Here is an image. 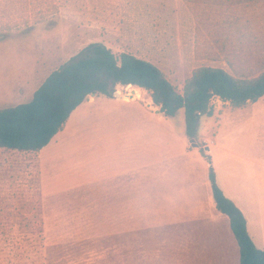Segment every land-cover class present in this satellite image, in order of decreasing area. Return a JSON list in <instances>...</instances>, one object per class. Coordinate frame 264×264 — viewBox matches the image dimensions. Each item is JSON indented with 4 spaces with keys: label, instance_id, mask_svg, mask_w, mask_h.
<instances>
[{
    "label": "rangeland",
    "instance_id": "1",
    "mask_svg": "<svg viewBox=\"0 0 264 264\" xmlns=\"http://www.w3.org/2000/svg\"><path fill=\"white\" fill-rule=\"evenodd\" d=\"M2 9L11 13L3 23L12 29L0 25V109L29 103L35 90L21 93L16 85L34 72L42 84L94 43L154 63L179 91L197 67L230 71L224 61L196 57V24L182 0H0ZM140 90L143 98L128 104L119 95H98L38 152L0 149V264H239L229 220L212 197L210 165L225 195L245 209L254 244L264 250V154L251 152L264 144V97L240 110L213 98L212 116L200 118L191 138L184 109L157 114ZM117 111L137 119L120 117L118 127ZM249 174L258 188L245 186ZM196 183L209 199L199 214L206 231L186 226L187 239L174 211L183 210L184 193L191 195ZM129 191L136 200L121 213L116 194ZM216 217L218 224L210 223Z\"/></svg>",
    "mask_w": 264,
    "mask_h": 264
},
{
    "label": "trees",
    "instance_id": "2",
    "mask_svg": "<svg viewBox=\"0 0 264 264\" xmlns=\"http://www.w3.org/2000/svg\"><path fill=\"white\" fill-rule=\"evenodd\" d=\"M195 20V55L224 61L230 71L200 66L179 91L154 63L131 53L116 55L102 44H91L86 54L71 58L54 70L34 92L33 99L0 109V149L38 152L63 128L72 112L90 95L114 97L118 84L150 94L165 116L185 110L186 133L194 138L200 118L212 116L213 98L240 110L264 96V0H182ZM7 6V4H3ZM5 30L12 27L3 23ZM14 19V18H13ZM32 26L33 21L22 20ZM17 20L15 27L20 28ZM4 30V31H5ZM207 160L211 163V158ZM208 177L218 211L226 215L239 247V264H264V250L255 246L242 211L219 187L214 168Z\"/></svg>",
    "mask_w": 264,
    "mask_h": 264
},
{
    "label": "crops",
    "instance_id": "3",
    "mask_svg": "<svg viewBox=\"0 0 264 264\" xmlns=\"http://www.w3.org/2000/svg\"><path fill=\"white\" fill-rule=\"evenodd\" d=\"M39 75H38V72H34L33 73V76L31 77V78H29L28 80H26V81H24L23 83H21V84H18V85H16V87L14 88V91H18V92H21V93H27L29 90H37L40 86H41V84H40V82H38L37 80H39ZM44 82V81H43ZM36 88V89H35ZM138 89H140V88H138ZM34 91V92H35ZM98 95H95V94H93V95H90L80 106H78L77 107V109L78 108H82V107H84V108H87V106H86V104H88V105H92V104H94L96 101H97V97ZM264 97V96H263ZM117 98V97H116ZM124 103H126V104H128V103H132L133 101H138V100H141V99H138V100H132V101H126V100H124V99H122V98H120ZM261 99V98H260ZM152 100V99H151ZM250 104V103H249ZM248 105V104H247ZM148 107L150 108V110H151V108H154L153 106H152V102L151 101H149L148 102ZM151 112H153L152 110H151ZM154 113V112H153ZM157 113V112H156ZM157 114H160V115H162L163 113H161V112H159V113H157ZM116 118H117V122H116V124H117V126L118 127H123V126H121V119H120V117H122V118H124V119H131L132 118V120H134V119H137V117L136 116H134V118L131 116V114L130 113H128V112H116V116H115ZM130 125L131 124H129L128 126L130 127ZM145 127H147V126H145ZM152 126L150 125L149 126V130L150 131H152ZM162 129V128H161ZM159 139H160V146L162 147V144H163V134H162V132H161V134H160V137H159ZM164 142H167L166 141V139H164ZM212 142H213V144L212 145H214L216 142H215V140H212ZM51 143V142H50ZM49 143V144H50ZM48 144V145H49ZM251 152H253V154H256V155H262V154H264V144H258V145H256V146H254V148H252L251 149ZM40 154H41V152H40ZM249 156H252L251 154H248ZM253 156H255V155H253ZM242 158H244V160L246 161H248L249 160V157L247 156V157H243L242 156ZM152 166V164H148V165H146V166H144L145 168L146 167H151ZM260 166V165H259ZM263 167H264V165H263ZM149 174H148V177H149V180H148V182H149V186L151 185V176H152V171L150 170L149 172H148ZM258 176V175H257ZM145 177H147V175H145ZM252 177V176H251ZM259 177V176H258ZM248 178H250V174L248 175V177L246 178V177H243L242 179H244V184H246L245 186H247V187H251V183H253V184H255L254 182H258V181H256V179L254 178L253 180H251V179H248ZM260 178V177H259ZM185 179V181H187L186 183H190V181H191V177L190 176H187V177H185L184 178ZM246 179V180H245ZM216 180H217V175H216ZM261 180V179H260ZM248 181H250V182H248ZM242 183H243V180H242ZM146 184H147V180L145 179V181H144V185L146 186ZM217 184H218V182H217ZM129 185L131 186V184L129 183ZM135 185H136V182H133V184H132V191H135ZM256 185V184H255ZM126 188H128L127 186H125ZM203 185H200V184H197L196 183V186H192L191 188H190V191H192V194L191 195H189V196H187V192L189 191V190H187V191H185V193H184V196H185V198H184V200L182 201V203H181V207H182V211L180 212V211H174V212H178V214L177 215H179V216H177V223L178 224H182V226H183V230H184V236L186 235V238L188 239L189 237H188V234H187V230L185 229V227L186 226H190V225H193L194 227L196 226V224H199V225H201V226H204V230L206 231V224H205V221H207V220H203V219H201V218H199L200 217V215L199 214H201V213H203L202 212V210H201V208H202V205L204 204V203H209V199H208V196H206V198H204L203 197V195L201 194V192H200V190H202L203 191ZM220 187V186H219ZM221 188V187H220ZM256 188H258L257 187V185H256ZM129 190V189H128ZM210 190H211V184H210ZM132 191H129V194H127L126 192H125V194L124 195H121L120 197L116 194V198H118V200H122L120 203H118L116 206H114L115 208H123V209H121V210H118L119 212H121V213H127V209H124V206L123 205H125L126 203H130L131 202V200H136V196L135 195H132L131 194V192ZM224 192V191H223ZM211 193H212V190H211ZM98 194V196H100V194L101 193H97ZM104 194H106V193H104ZM225 194V193H224ZM105 197H106V199H108L109 197H110V195L107 193L106 195H105ZM195 197V198H194ZM213 197V196H212ZM227 197V196H226ZM133 198V199H132ZM128 200V201H127ZM232 200V199H231ZM233 201V200H232ZM118 202V201H117ZM234 202V201H233ZM156 203H158V201L157 200H154V201H152V205H157ZM235 203V202H234ZM236 204V203H235ZM160 205V204H159ZM238 207V206H237ZM114 208V209H115ZM155 208H157V207H154V209ZM241 211H242V213H243V215L245 216V218H246V221H247V227H248V231L250 230L249 228V220H248V216L245 214L246 213V211H245V209H243L242 207H238ZM124 210V211H123ZM136 213V211L134 210L132 213L130 212V214H135ZM159 214H161V215H166L167 216V214H175V213H159ZM198 214V215H197ZM188 216H192V217H188ZM227 217V216H226ZM228 218V217H227ZM218 218L216 217V219L215 220H213V221H211L210 223H214V225H215V223L216 224H218ZM229 220V219H228ZM206 223H208V222H206ZM209 223V224H210ZM229 225H230V222H229ZM232 231V230H231ZM249 234H250V236H251V233H250V231H249ZM251 238H252V236H251ZM253 240V239H252ZM254 242V241H253ZM238 249H239V247H238ZM240 255V254H239Z\"/></svg>",
    "mask_w": 264,
    "mask_h": 264
},
{
    "label": "bare ground",
    "instance_id": "4",
    "mask_svg": "<svg viewBox=\"0 0 264 264\" xmlns=\"http://www.w3.org/2000/svg\"><path fill=\"white\" fill-rule=\"evenodd\" d=\"M123 94H125L124 99L126 101L138 100L143 98L142 97L143 94H141V90L132 85L125 86L123 89L119 91V96H121L120 98H122Z\"/></svg>",
    "mask_w": 264,
    "mask_h": 264
},
{
    "label": "water",
    "instance_id": "5",
    "mask_svg": "<svg viewBox=\"0 0 264 264\" xmlns=\"http://www.w3.org/2000/svg\"><path fill=\"white\" fill-rule=\"evenodd\" d=\"M124 87L125 86H122L121 84H118L116 88L119 89V88H124ZM114 96L116 97V96H118V94L114 93ZM156 112L159 113L161 111H160V109H157ZM192 142H194V140H192ZM193 146H198V145L196 143H194ZM206 149L208 150L209 148L207 147Z\"/></svg>",
    "mask_w": 264,
    "mask_h": 264
},
{
    "label": "built area",
    "instance_id": "6",
    "mask_svg": "<svg viewBox=\"0 0 264 264\" xmlns=\"http://www.w3.org/2000/svg\"><path fill=\"white\" fill-rule=\"evenodd\" d=\"M115 93H117L119 95V90L116 88ZM117 98H119V96H116Z\"/></svg>",
    "mask_w": 264,
    "mask_h": 264
}]
</instances>
